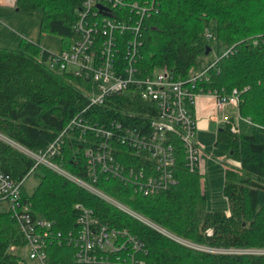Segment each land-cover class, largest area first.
Segmentation results:
<instances>
[{"label":"trees","instance_id":"trees-1","mask_svg":"<svg viewBox=\"0 0 264 264\" xmlns=\"http://www.w3.org/2000/svg\"><path fill=\"white\" fill-rule=\"evenodd\" d=\"M138 1L142 5L144 0ZM14 3L18 11L38 14L39 33L58 36L61 51L78 39L73 25L82 0ZM156 5L158 11L148 12L138 23L137 34H120L118 29L114 32L116 55L112 63L122 68L126 43L135 37L140 42L135 47L139 78L162 69L172 71L178 79L186 78L214 62L203 63L207 47L208 54H216L218 61L209 71L206 89L221 95L242 92L238 132L231 131V124L237 122L234 118L216 132L215 145L224 142L233 161L224 172L227 211L207 209L201 173L186 166L183 147L173 136L176 182L168 189L144 196L106 173L93 184L155 227L123 213L47 165H36L25 151L45 154L79 114L85 122L109 130L115 122L138 129L146 116L142 108L145 104L129 93L108 97L103 105L87 108L89 97L96 93L94 80L51 68L53 54L33 43L22 44L17 50L0 49V170L15 181L35 175L36 187L28 194L24 182L22 198L32 204L33 217L52 222L54 230L65 237L77 229L78 211L74 206L83 204L93 209L101 223L135 236L144 246L143 258L148 264H264V0H156ZM108 6V12L92 10L88 21L109 17L130 23L126 5ZM206 31L212 39L205 37ZM258 35L261 38L254 43ZM229 48L231 52L223 55ZM75 130L63 136L59 152L47 160L70 176L90 182L84 153L86 144L95 138ZM112 146L116 163L127 175L131 168L136 172L142 167L141 154L135 155L118 143ZM24 245L18 223L0 211V264H24L23 256L11 250ZM48 252L51 264H75L76 250L66 242L49 246Z\"/></svg>","mask_w":264,"mask_h":264},{"label":"built area","instance_id":"built-area-1","mask_svg":"<svg viewBox=\"0 0 264 264\" xmlns=\"http://www.w3.org/2000/svg\"><path fill=\"white\" fill-rule=\"evenodd\" d=\"M108 4L112 8L126 5L130 23L116 22L114 18L109 17L91 23L88 21L92 10L108 12ZM98 5L102 6L101 10L97 8ZM151 11H158L156 0H144L142 5L138 0H131L129 3L125 0H82L79 9L80 22L75 27V32L79 34L78 39L70 45L69 50H63L59 55L53 54L49 60L51 68H58L60 71H68L78 76L85 75L99 82L95 85L96 93L89 97L88 107L103 105L108 97L124 93H129L131 98L137 97L145 104L142 108L146 119L140 120V128H124L121 122L112 124L113 130L104 129L101 125H83L82 116L75 118L71 125L66 127L85 134L87 131L85 126H93L95 139L86 144L87 149L84 153L90 182L70 176L47 160L59 152L63 144L62 135L48 146L45 154L34 159L36 165H47L75 180L80 186L123 212L129 209L121 203L116 204V200L93 187L99 175L106 173L108 176L118 177L125 184L132 186L135 193L144 196L155 195L168 189L176 182L173 176L175 142L170 136L177 138L181 143L186 166L190 170L200 172L198 158L200 148L196 140V96L204 94L213 97L219 111L232 110L238 118L242 94L238 90H233L229 94L221 95L206 89L205 84L210 82L209 71L218 61V57L202 71L192 73L186 78L178 79L167 69L157 70L151 75L139 78L136 74L135 47L137 49L140 42L136 37L126 43L122 68H115L112 63L116 55L114 32L118 29L120 34L129 32L137 34L140 29L138 23ZM101 36L106 38L102 39ZM255 38L254 43H257L261 36ZM228 53L230 52L225 51L223 55ZM230 119L231 117L225 115L220 120L217 119L218 128L229 125ZM236 126L231 124L232 132L237 130ZM114 129L118 132L116 133ZM115 143L129 147L135 155L141 154L143 164L138 171L134 172L131 168L132 172L127 175L128 172L125 173L119 163H116L112 151V145ZM158 172L165 175H160ZM23 182L25 178L15 181L0 170V209L7 212L19 225L25 239V245L20 248L26 249L25 255H22L25 259L24 264H51L48 260V247L61 242H66L76 250L75 264H148L143 258L146 252L142 243L135 236L101 223L93 209L83 204L75 205L78 211L77 229L75 232H69L66 237L62 232L54 230L52 222L33 217L32 204L21 195ZM142 219L144 218L142 217L141 221ZM169 237L174 238L172 235ZM12 250H15V247Z\"/></svg>","mask_w":264,"mask_h":264},{"label":"rangeland","instance_id":"rangeland-1","mask_svg":"<svg viewBox=\"0 0 264 264\" xmlns=\"http://www.w3.org/2000/svg\"><path fill=\"white\" fill-rule=\"evenodd\" d=\"M255 37L253 41L256 40ZM31 43L54 55H59L62 48L61 39L58 36L39 33L38 14L36 12H21L15 8L14 0H0V49L17 50L22 47V44ZM216 59V54L211 52L205 56L203 63L208 65ZM223 115L234 118V120L237 119L232 110L219 111L213 98L204 94L196 96L195 117L197 126L196 140L200 148L198 155L199 169L202 176L201 185L205 195L206 207L210 211H225L228 209V204L223 194L224 172L233 161L229 158V151L224 142H218L215 145L217 125L211 121L214 118L220 120ZM238 119L236 120V125L238 124ZM236 131L238 132V129ZM25 153L34 159L40 157L27 151ZM36 185L37 179L34 174H31L25 180L24 189L30 194ZM0 211L8 214L2 209ZM178 241L185 243L180 239ZM14 251H18L20 255H25L26 249H17L15 247Z\"/></svg>","mask_w":264,"mask_h":264},{"label":"bare ground","instance_id":"bare-ground-1","mask_svg":"<svg viewBox=\"0 0 264 264\" xmlns=\"http://www.w3.org/2000/svg\"><path fill=\"white\" fill-rule=\"evenodd\" d=\"M77 17H78V19H77V21L74 23V25H73V30L75 31V27H76V25L80 22V15H79V11H78V14H77ZM102 18V17H101ZM77 34V33H76ZM77 36L79 37V34H77ZM205 37H207V38H210V39H212V35H211V33H209V32H207L206 34H205ZM70 47L71 46H69L67 49H65V50H69L70 49ZM231 50H232V48H229L228 50H226V51H229V52H231ZM226 55H228V54H226ZM208 67V66H207ZM205 69V68H204ZM99 82L98 81H94V84L95 85H97ZM89 101V100H88ZM100 106V105H99ZM92 107H94V106H92ZM87 108H89L88 106H87ZM85 112V111H84ZM82 115H80L79 114V116H76L75 118H80ZM75 118H73L68 124H67V126H69V125H71V123H72V121L75 119ZM83 121H84V119H83ZM82 124L84 125V124H90V123H88V122H82ZM85 127H87V131L85 132V134H89L90 136H94V132H93V126H88V125H86ZM76 131V130H75ZM68 132H70V129H67V128H65L57 137H59V136H61L62 135V137L64 136V135H66ZM233 133H237V131H235V132H233ZM56 137V138H57ZM175 154V153H174ZM173 154V155H174ZM174 156H176V155H174ZM160 175H165V173H162V172H158ZM145 177V176H144ZM24 183V182H23ZM161 193V192H160ZM159 194V193H158ZM155 195H157V194H155ZM155 195H151V196H155ZM116 204H120V203H118V202H115ZM115 204V205H116ZM74 208H75V206H74ZM129 209V208H128ZM119 210V209H118ZM121 211V210H120ZM123 212V211H122ZM123 213H125V214H127V215H129V216H131L132 218H134V219H137V220H139L140 222H142V223H144L145 225H148V226H150V227H155L154 225H152L147 219H142V221H141V218H142V216H140V215H138L137 213H135L134 211H132L131 209H129V210H126V211H124ZM40 219V218H39ZM162 232V231H161ZM164 233V232H163ZM165 234V233H164ZM182 243V242H181ZM184 244H186V243H184ZM142 247L144 248V246H143V244H142Z\"/></svg>","mask_w":264,"mask_h":264},{"label":"water","instance_id":"water-1","mask_svg":"<svg viewBox=\"0 0 264 264\" xmlns=\"http://www.w3.org/2000/svg\"><path fill=\"white\" fill-rule=\"evenodd\" d=\"M97 8L101 10V9H102V6L98 5ZM208 53H209V47H207L206 55H207ZM220 130H222V128H221Z\"/></svg>","mask_w":264,"mask_h":264},{"label":"crops","instance_id":"crops-1","mask_svg":"<svg viewBox=\"0 0 264 264\" xmlns=\"http://www.w3.org/2000/svg\"><path fill=\"white\" fill-rule=\"evenodd\" d=\"M216 120H217L216 118H214L213 120L211 119V121L215 122L216 125H217V121H216ZM217 130H218V125H217ZM201 186H202V185H201ZM225 211H227V210H225Z\"/></svg>","mask_w":264,"mask_h":264},{"label":"clouds","instance_id":"clouds-1","mask_svg":"<svg viewBox=\"0 0 264 264\" xmlns=\"http://www.w3.org/2000/svg\"><path fill=\"white\" fill-rule=\"evenodd\" d=\"M221 129V128H220Z\"/></svg>","mask_w":264,"mask_h":264}]
</instances>
